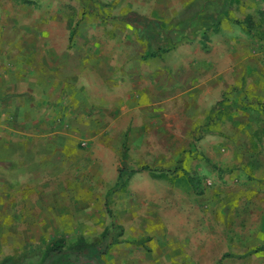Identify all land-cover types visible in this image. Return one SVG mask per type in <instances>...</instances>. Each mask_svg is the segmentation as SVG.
<instances>
[{"label":"rangeland","instance_id":"1","mask_svg":"<svg viewBox=\"0 0 264 264\" xmlns=\"http://www.w3.org/2000/svg\"><path fill=\"white\" fill-rule=\"evenodd\" d=\"M201 1L0 0V158L12 139L37 142L46 131L53 70L77 79L93 59L125 69L149 41L135 23L176 27ZM228 4L220 30L163 56L205 54L210 78L189 67L162 76L165 90L175 81L180 90L161 113L137 105L65 146V162L52 153L35 163L51 178L35 179V206H22L23 195L20 206H0V264L22 254L39 264L57 240L72 257L79 242L89 248L79 264H264V0ZM122 165L137 172L121 186Z\"/></svg>","mask_w":264,"mask_h":264},{"label":"crops","instance_id":"2","mask_svg":"<svg viewBox=\"0 0 264 264\" xmlns=\"http://www.w3.org/2000/svg\"><path fill=\"white\" fill-rule=\"evenodd\" d=\"M225 1H204L202 9L196 16L180 22L176 27L171 26L161 18H148L147 20L156 23L157 27L161 28L160 31L156 27L157 33L162 34V36L170 35L169 44L172 47L164 53L156 51L155 56H147L148 41L140 60L129 56L125 69L114 68L112 65H110L111 68L100 66L99 60L93 59L89 73L86 71L83 73V68H81L76 72L77 74L81 73L77 79L68 76L62 70H51L54 73L50 75L49 80L45 77L44 82L49 85L44 97V99L49 100V103L45 104L47 107L44 110V129L46 131L40 135L41 138L37 142L33 139H12L10 146H4L6 152L8 149L11 153L0 158V171L5 172L6 175L0 178V196H4L0 201V206H20V201L28 202L27 205L23 204L22 206H35L34 202L31 201L34 199L33 195L36 194L35 179L43 178L49 181L51 178L50 172L41 171L36 175L35 163L39 160L43 162L45 154L52 153L58 154L59 158L55 160L57 163H61L62 160L65 162L67 153L64 151V147L72 145L75 148L78 147L82 139H91L92 129L106 130V126L96 128L102 120L103 124H113L112 116L121 114V112L123 115L131 116L132 110L139 106L142 110L150 108L156 114L161 113L165 95H169L168 100H172L179 96L180 90L178 81L173 84L168 83L170 89L165 90V84L161 80L162 76L172 80L174 77L177 78L179 73H186V68L189 67L188 75L193 73L197 77L210 78L214 61L206 57L205 54L197 58L193 56L181 62L172 59L165 61L163 56L174 53L175 45L180 43L185 45L195 41L200 35L204 37L205 33L208 36L213 29H215L213 32L220 30L228 11H226V15L219 25H215L216 23L211 20L205 23V20L200 17L206 16L210 19L211 15H216L220 7H223ZM206 18L204 17V19ZM142 20L144 21V19ZM169 25L171 26L170 30L166 31L165 27ZM189 37H193V39L191 41L185 40ZM157 46L155 44L154 49H157ZM142 67L147 69L144 70ZM106 72L108 76H103ZM87 74L89 76H86ZM83 76L88 77V79L85 80ZM137 78L139 81L135 83ZM133 90H135L134 93ZM69 141L70 144H68ZM53 147L56 148L54 152ZM37 155H40L41 158L37 159ZM41 173H43L42 176ZM42 186L43 188H50V183L43 182ZM46 191L44 194H49V190ZM17 195H23L26 198L19 201Z\"/></svg>","mask_w":264,"mask_h":264},{"label":"trees","instance_id":"3","mask_svg":"<svg viewBox=\"0 0 264 264\" xmlns=\"http://www.w3.org/2000/svg\"><path fill=\"white\" fill-rule=\"evenodd\" d=\"M223 7H220L219 11L216 15H211L210 19L206 18L204 19L203 16L200 18H203L205 20V23L207 21H213L216 24L219 25L222 18L226 15V11H228V0L225 1ZM200 18H197L201 20ZM136 25H141L140 27H137V29H141V32H144L147 37V40L149 39V46L147 50V56H155L157 52H166L169 51L172 45L168 44L166 41L162 42L163 36L160 33H157L156 29L157 24L153 23L149 20H144L143 22H137ZM157 27V28H156ZM164 28V27H163ZM161 30V29H160ZM204 34V33H203ZM207 34H204V37H206ZM193 37L186 38L185 40L191 41ZM165 40V39H164ZM156 44L157 49H154V45ZM157 51V52H156ZM137 171L134 169H129L126 165H122V167L119 169L118 173V185H124L128 178H130L133 174H135ZM115 241H113L114 244ZM80 244L77 246L75 251L73 252L74 257H72L68 251L66 250V242L64 240H57L54 242L51 247L48 249L46 253H42V258L39 264H79L82 257H84L87 253H90L89 248H87L84 243L79 242ZM255 250V252L260 251ZM26 259V254H22L17 257H10L6 259V261L3 264H23Z\"/></svg>","mask_w":264,"mask_h":264}]
</instances>
